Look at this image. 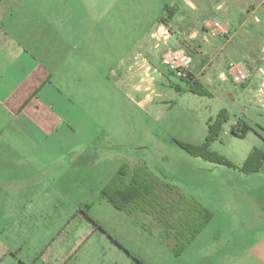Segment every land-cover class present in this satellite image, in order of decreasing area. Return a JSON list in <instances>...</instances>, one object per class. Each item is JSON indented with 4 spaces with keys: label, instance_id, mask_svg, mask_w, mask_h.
I'll use <instances>...</instances> for the list:
<instances>
[{
    "label": "crops",
    "instance_id": "obj_1",
    "mask_svg": "<svg viewBox=\"0 0 264 264\" xmlns=\"http://www.w3.org/2000/svg\"><path fill=\"white\" fill-rule=\"evenodd\" d=\"M166 6L177 11L165 24L160 18ZM263 15L264 0H0V211H7L12 198L20 196L22 184H33L32 171L49 167L44 155L67 152L73 156L69 163L78 158L84 164L85 142L71 147L67 141L61 150L42 146L54 134L70 137L65 131L55 133L57 124L65 122L56 108L71 106L75 97L84 101L98 83L125 87L139 96L140 107L154 111L161 97L157 87L172 73L161 62L168 47L189 49L192 82L209 88L218 80L229 99L232 85L240 89V101L264 112ZM212 19L228 23L232 35L212 34L207 26ZM240 60L251 76L246 84L236 85L228 77L227 64ZM70 90L74 93L67 95ZM187 90L188 84L182 92ZM251 122L229 126L230 133L234 123L247 126L244 138L253 137L237 161H230L237 167L253 149L264 153V129ZM240 173L230 182V189L238 183L241 187L228 197L235 205L223 214L226 239L196 243L207 224L170 264H264V161L258 171ZM217 217L212 214L209 222ZM93 227L137 264L136 253L129 250L131 256L99 223Z\"/></svg>",
    "mask_w": 264,
    "mask_h": 264
},
{
    "label": "rangeland",
    "instance_id": "obj_2",
    "mask_svg": "<svg viewBox=\"0 0 264 264\" xmlns=\"http://www.w3.org/2000/svg\"><path fill=\"white\" fill-rule=\"evenodd\" d=\"M183 51L191 56L189 49ZM186 84L166 73L157 87L161 94L157 108L151 112L140 107L139 96L125 87L98 83L84 101L75 97L71 106L56 108L65 122L57 124L55 133L68 132L70 137L54 134L42 146L61 150L67 141L71 147L85 142L84 164L78 158L69 163L67 159L73 156L67 152L43 156L49 167L32 171L33 184H22L20 196L12 198L7 211H0V264H132L106 235L95 231L86 215L145 263L170 264L174 244L166 236L165 224L152 215L116 210L102 196L119 170L129 180L142 166L157 183L161 203L174 201V194L166 189L171 187L218 216L196 243L225 240L223 214L235 205L228 197L241 190L239 183L230 189V182H236L241 171L193 156L177 142L200 147L206 142L208 125L222 116L226 122L208 150L234 163L253 137H232L229 126L239 120L251 125L256 121L264 129V112L253 111L240 101V89L232 85L229 99L218 80L204 88L207 95L192 94L189 89L182 92ZM14 144L15 140L13 148Z\"/></svg>",
    "mask_w": 264,
    "mask_h": 264
},
{
    "label": "trees",
    "instance_id": "obj_3",
    "mask_svg": "<svg viewBox=\"0 0 264 264\" xmlns=\"http://www.w3.org/2000/svg\"><path fill=\"white\" fill-rule=\"evenodd\" d=\"M177 9L166 6L164 16L160 18L165 24L173 18ZM188 89L192 94L207 95L208 92L197 82L191 79L186 80ZM226 122L222 116L208 125V136L206 142L200 147H193L188 144L177 142L183 149L193 156H204L207 160L223 165L232 169H238L244 174H250L258 171L264 161V153L253 149L241 167L235 166L225 158L209 152V145L218 137L221 124ZM249 127L236 125L231 127L232 135L244 138L246 130ZM124 171L119 170L116 177L104 188L102 196L119 211L126 213L141 212L154 216L160 223L167 227L166 236L173 240V255L179 257L186 246L190 244L195 237L204 229L212 218V213L200 205L198 202L185 198L177 190L167 187L169 193L174 194L173 202L161 203L160 197L156 191L157 183L142 166L133 171V177L129 180ZM93 224H97L91 218H88ZM128 252V251H127ZM131 256V252H128ZM137 264H147L141 258L133 256Z\"/></svg>",
    "mask_w": 264,
    "mask_h": 264
},
{
    "label": "built area",
    "instance_id": "obj_4",
    "mask_svg": "<svg viewBox=\"0 0 264 264\" xmlns=\"http://www.w3.org/2000/svg\"><path fill=\"white\" fill-rule=\"evenodd\" d=\"M207 26L210 32L216 36L229 38L233 33L232 27L228 23L217 19L210 20ZM161 62L177 78L181 80L191 79L192 57L183 50L168 47L161 54ZM227 74L231 82L242 85L249 81L251 71L244 61H231L227 64ZM236 124L234 123V125Z\"/></svg>",
    "mask_w": 264,
    "mask_h": 264
}]
</instances>
